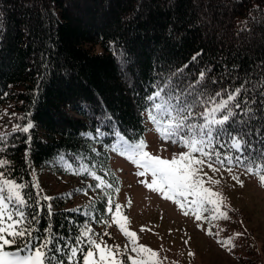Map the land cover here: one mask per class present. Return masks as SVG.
<instances>
[{"label": "trees", "instance_id": "1", "mask_svg": "<svg viewBox=\"0 0 264 264\" xmlns=\"http://www.w3.org/2000/svg\"><path fill=\"white\" fill-rule=\"evenodd\" d=\"M67 2L39 0L36 8L30 0H0V109L15 114L11 127L26 120L34 124L29 134L5 131L14 145L6 149V157L17 178L26 183L34 181V170L49 168L59 156L70 161L79 156L87 157L85 162L95 165L98 175L106 171L104 178L115 188L111 151L105 147L113 138L96 141L81 133L95 134L97 127L107 131L111 116L113 130L128 139H143L145 98L161 81L195 82L204 70L203 83L210 91L243 80L264 81V0H219L217 8L236 38H262V43L236 47L220 46L205 31L201 17L211 13L215 18L211 0H205L206 5L196 0H74L72 6ZM202 7L206 15L201 12L200 17ZM255 96L256 117L248 139L259 150L264 135L255 131L264 130V108L262 98ZM67 194L44 202L40 229L51 225L68 236L91 218L65 208ZM104 203L103 196L90 205L102 209ZM95 218H101L99 210Z\"/></svg>", "mask_w": 264, "mask_h": 264}, {"label": "snow or ice", "instance_id": "2", "mask_svg": "<svg viewBox=\"0 0 264 264\" xmlns=\"http://www.w3.org/2000/svg\"><path fill=\"white\" fill-rule=\"evenodd\" d=\"M206 73L207 70L201 71L195 82L186 84L183 81L173 83L171 79L161 81L145 98L144 112L152 130L160 140L182 149L172 153L171 158L147 151L148 145L143 139H128L118 129L113 130L111 116L107 117V131L97 127L95 134L81 135L96 141L112 137V143L106 144V149L136 168L135 176L142 178L138 180L139 184L163 200L171 201L185 217H194L197 222L207 221L210 228L206 234L218 237L219 232L213 234L211 231V227H215L212 222L228 219V213L222 210V206L226 208L227 205L218 191L206 186L219 185L221 181L211 177L206 180L208 174L204 168L207 166L214 173L224 169L229 174L233 168L243 169L264 189V146L257 150L248 139L253 135L251 121L256 117L252 108L257 103L255 94L262 98L264 108V81L257 79L253 84L243 80L210 91L203 83ZM232 125L239 126L233 128ZM33 127L31 120L14 123L11 134H29ZM255 135H264V130H256ZM11 139L7 132H0V264H161L158 251L138 243L137 233L127 227L128 217L122 213L123 206L114 204L111 191L118 194L119 188H114L113 183L104 178L108 175L106 171L104 176L98 175L96 166L85 162L87 157L77 156L70 161L66 156H59L57 163L74 175L87 174L96 181L89 187L99 189L103 194L105 203L99 214L110 217V222L95 218L94 204L90 205L93 209L91 217L94 223L106 227L116 225L127 239L123 250L120 245H109L103 240V236L111 237L109 232L105 231L101 236L87 224L68 236L59 235L51 225L40 229L44 202L52 198L41 196L35 181L29 184L23 177L17 178L6 157V149L14 147ZM31 139L29 135L28 142ZM232 179L244 186L238 176L233 175ZM128 206H131L130 201ZM47 208L48 215H53L50 203ZM197 227L203 230L200 223ZM145 230L144 227L140 229L141 232ZM216 243L228 251L235 247L232 237L218 239ZM193 255L188 253L190 257Z\"/></svg>", "mask_w": 264, "mask_h": 264}, {"label": "rangeland", "instance_id": "3", "mask_svg": "<svg viewBox=\"0 0 264 264\" xmlns=\"http://www.w3.org/2000/svg\"><path fill=\"white\" fill-rule=\"evenodd\" d=\"M38 1L30 0V4L37 8ZM67 3L72 6L74 0H68ZM196 3L206 5L205 0H196ZM211 4L215 12L214 19L210 17L211 13L208 14L209 18L201 17V12L206 15L203 7L199 13L201 22L205 24V31L213 36L220 46L226 47L232 44L236 47L240 43L243 45L262 43L261 37H249L243 41L236 38L217 8L219 0H211ZM256 38H258L257 41L254 40ZM132 71L134 81H137L135 61ZM11 119L12 115L7 108L0 109V132L11 128ZM143 140L148 145L147 151L154 155L171 158L172 153L182 151L181 148L160 140L158 134L152 130L151 124L148 125ZM110 156V168L112 174L117 177L115 188L120 190L118 194L111 191L114 204L119 203L123 206L122 213L128 217L127 227L137 233L138 243L158 251L161 264H264V189L259 187L254 176L237 169H233L231 174L224 169L214 173L205 166L204 171L208 174L205 177L206 180L211 177L221 181L219 185L206 184V186L218 191L224 204L227 205L226 208L222 206V210L228 213V219L212 222L215 225L211 227L213 234L220 233L217 237L206 234L210 228L207 221L197 222L194 217H185L171 201L163 200L158 194L150 192L139 184L138 180L142 178L135 176L136 168L125 158L117 154H110ZM57 162L58 159H55L51 161L49 168L32 172V177L39 186L38 190L48 197L68 193L65 208L78 209L83 214L85 212L91 214L93 209L89 207L90 203H95L103 197L99 189L94 190L89 187L96 182L91 183L83 175H74L71 171L64 170ZM233 175L239 177L244 184L243 187L232 179ZM95 207L96 213L99 208L97 205ZM100 219H107L110 222V217ZM197 223L202 225L203 230L197 227ZM87 224L94 233H99L101 236L105 231L109 232L111 237L103 236V240L109 245L118 244L123 250L127 239L119 232L115 224L106 227L94 223L92 217ZM94 224L98 227H94ZM141 227L146 230L141 232ZM236 233L243 235L235 236ZM229 237L233 238L235 245L231 251L216 243L218 239L226 240ZM189 252L194 255L188 256Z\"/></svg>", "mask_w": 264, "mask_h": 264}]
</instances>
